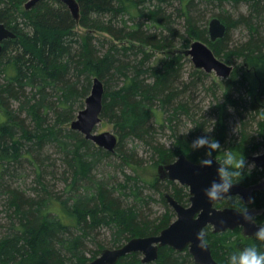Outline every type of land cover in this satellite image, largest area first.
Masks as SVG:
<instances>
[{
  "label": "trees",
  "instance_id": "obj_1",
  "mask_svg": "<svg viewBox=\"0 0 264 264\" xmlns=\"http://www.w3.org/2000/svg\"><path fill=\"white\" fill-rule=\"evenodd\" d=\"M77 1L76 21L59 0H40L29 9L25 0H0V22L15 33L0 51V203L7 218L0 230V264H87L105 248L103 239L114 248L168 226L175 214L163 197L166 191L158 199L165 211L156 216L151 208L156 199L144 193L138 178L97 176L104 163L120 170L132 162L135 148L124 150V139L152 149L158 164L180 153L199 162L206 149L193 150L190 144L202 135L220 142L222 150L213 153L218 160L224 150L248 160L264 142V119L256 122L264 115V0ZM241 3L246 9L234 17L203 6L237 9ZM208 12L226 26L215 41L208 34ZM238 26L247 30V38L228 45L230 31ZM195 39L233 66L230 76L221 78L222 92L207 113L191 94L206 84L207 72L195 68L184 80L181 60L186 55L167 50L177 44L186 49ZM157 52L163 57L154 62ZM237 59L242 62L235 66ZM94 77L104 86L100 117L113 123L119 136L113 151L68 126L83 108ZM159 113L165 114L163 120ZM231 115L239 122L234 134L226 127ZM209 127L213 131L205 133ZM165 128L173 136L169 146L156 138L157 130ZM22 163L35 168L39 186L31 193L10 179ZM263 171L246 166L239 183L254 184ZM57 174L65 183L64 196L52 192L50 179ZM169 184H174L169 193L187 205L185 186L158 176L149 185L158 194ZM254 193L264 209V191ZM240 201L225 198L217 205L238 208ZM256 220L264 224V211ZM204 231L220 264L246 246L264 251L240 227L213 233L207 226ZM158 251L153 261L142 262L139 252H130L115 264H197L187 248L161 246Z\"/></svg>",
  "mask_w": 264,
  "mask_h": 264
},
{
  "label": "water",
  "instance_id": "obj_2",
  "mask_svg": "<svg viewBox=\"0 0 264 264\" xmlns=\"http://www.w3.org/2000/svg\"><path fill=\"white\" fill-rule=\"evenodd\" d=\"M39 0H28L25 8H31ZM66 4L72 17L77 21L80 16V8L77 0H59ZM226 31L225 24L214 16L208 21V33L211 41L223 37ZM15 37V33L0 22V51L2 41ZM184 54L190 56L194 66L198 69L210 72L215 70L218 76L227 78L232 66L220 59L203 40L195 39L190 47L184 50ZM104 86L100 79L94 77L89 94L85 97L84 106L76 117L70 122V127L81 132L86 139L91 140L97 146L108 151H113L117 143V135L110 131L96 133L95 126L100 122L102 99ZM214 161L211 167H201L199 162L190 160L184 153H180L172 162L159 163L157 165V176L161 180L176 181L188 188L189 203L184 205L174 199L169 193H164L163 197L172 207L175 218L154 235L133 236L119 247L103 248L99 255L90 260L87 264H115L117 260L130 252H139L141 261L148 262L158 257L159 247L169 246L174 250L181 251L187 248L193 260L197 264H220L211 253V248L207 243L205 249L197 247L198 241L195 239L197 231L210 225L212 232H221L240 227L245 236H252L258 225L245 222L233 207L218 208L214 204L219 201L210 202L204 196L202 189L208 187L209 183L218 179L216 168L218 165ZM256 166L264 168V144L263 150L257 155L249 156ZM264 189V178L256 184L245 186L235 183L230 189L229 196L238 195L242 203L250 205L253 202L252 191ZM228 198V197H227ZM249 213L253 216L260 214L261 209L251 206ZM222 221V223H221Z\"/></svg>",
  "mask_w": 264,
  "mask_h": 264
},
{
  "label": "rangeland",
  "instance_id": "obj_3",
  "mask_svg": "<svg viewBox=\"0 0 264 264\" xmlns=\"http://www.w3.org/2000/svg\"><path fill=\"white\" fill-rule=\"evenodd\" d=\"M26 1L27 0H25V2ZM203 6H204V8L211 9V11L214 13H217L218 11L223 10V12H228L232 17L237 16V13L239 10L241 12H243L246 9L245 4H243V3L238 4L237 9H236V6H232L230 4H226L221 9L219 7H216L215 5H212V4H210L208 7H206L205 5H203ZM212 17H214V15H211L210 12L206 13L205 18H208L207 19V25H208L209 19H211ZM164 34H166V31L164 32ZM247 36H248L247 30L243 27L238 26V27H236L230 31L228 45H231V46L237 45L240 42L245 41ZM183 49H185V48H181L179 44L167 48V50H169V51H178V52L179 51L181 52ZM162 57H163V54L160 52L153 54L154 62H159L162 59ZM181 61H182V68H183V70H182L183 79L188 80L191 78L190 76L193 75V69H195V67H194L193 62L191 61V58L189 56H184ZM241 62H242L241 59H237V60H235L233 65H235V66L239 65ZM206 74H208V77L205 78L206 84L203 87L197 86L198 88L193 90V92H191V94H193L194 103L195 104L199 103L201 108L203 109V111L207 113V112L211 111V109L215 106L216 96H218L220 94V92H222V87H221V80L222 79L219 76H217L214 71H212L210 73H206ZM211 83L216 84L217 86L215 87V86L211 85ZM164 115H165L164 113H159L158 119L163 120ZM263 119H264V115L256 116V122H257V120L262 121ZM212 120H213V118H212ZM69 125L70 124H68V126ZM238 125H239V122H238L237 118L234 115H231L229 117V119L227 121V125H226V127L230 131V133L234 134L236 129L238 128ZM94 131L96 133L103 132V131H110V132L114 133L115 135H117V137H119L118 134L116 133V130L114 128L113 123H110L104 119L100 120V122L95 126ZM156 138L159 142L164 143L166 146H169L170 143H172V141H173V136L171 134V131L166 129V128L165 129H158L156 132ZM117 140H118V138H117ZM134 148H135L136 154H134L133 159H131L132 162L129 163L128 165L122 164L121 165L122 170L121 169L119 170V168H118V170H116L113 165H106L104 163V165H102L104 167L102 168V166H101L100 172L98 171L99 169L96 170L97 171L96 174H97V176L105 177V178H107L108 174H110L113 178H118L119 180H123V178H125L124 174L131 175L135 178H138V180H139L138 184H142L144 193L150 194L152 199H154V198L156 199L154 201H151L152 202L151 208L155 212L156 216L160 215L161 213H163L165 211V209H164L163 205L158 201V199L161 197V194L164 191H168V192L172 191L174 188V184H169L168 187H166L167 189L162 188L160 193H158V194H157V192L155 193L154 191H151L149 184L151 183V181L153 180L154 177H157V165H158V163H155V161H154L155 160L154 156L151 153L152 149H149L142 142H140L138 140H131V139H124L123 140V149L124 150H129V149H134ZM262 150H263V146L261 145V146H259L257 153H255V154H259L260 152H262ZM113 158H115V156ZM212 158H214V157L212 156ZM246 161H247L246 165H251V168L255 166V164L252 161H250V160L249 161L246 160ZM58 162L59 161H57V164H58ZM60 171H61V169H59V172ZM11 174H12V176L10 179L12 181L13 186H18L19 188L21 187L30 193L33 192L30 189L31 187L39 186L37 183H35L36 172H35V168L32 165H29L27 163H22V165L21 164L17 165L13 169ZM263 175H264V171H263ZM58 176H59V174H57L56 178L50 179V183L53 187L52 192H54L60 196H64L65 193L63 192V190L65 187V183ZM47 177H49V175ZM175 183L180 185L176 181H175ZM180 186H182V185H180ZM186 189L188 190L187 187H186ZM54 208H55V205H54ZM174 218H175V216H174ZM6 222H7L6 213L4 212L3 207L0 203V227H1V225L3 226ZM1 229H3V227H1L0 230ZM106 235H107V233H106ZM103 240L104 241H102V242H104V245H105L104 247L112 248V246H109V244H106V242H108L107 238L103 239Z\"/></svg>",
  "mask_w": 264,
  "mask_h": 264
},
{
  "label": "clouds",
  "instance_id": "obj_4",
  "mask_svg": "<svg viewBox=\"0 0 264 264\" xmlns=\"http://www.w3.org/2000/svg\"><path fill=\"white\" fill-rule=\"evenodd\" d=\"M212 131L213 127H209L205 133H211ZM190 148L193 150L205 148V158L199 161V165L201 167H211L214 161L212 159L213 153L221 151L223 147L211 135H202L192 140ZM215 162L218 165L216 168L218 179L212 180L208 187L202 189L204 196L210 202L230 197V189L242 179L246 166L249 170L251 168V165H246L245 157L242 154L237 155L227 150H224L222 158ZM240 203L241 206L235 211L245 222L256 224V218L249 213L247 205L241 201ZM252 236L256 241L260 242V245H264V224H259ZM195 239L198 241L197 247L202 250L207 247L206 233L204 231H197ZM227 264H264V251H261L259 246L243 247L227 257Z\"/></svg>",
  "mask_w": 264,
  "mask_h": 264
},
{
  "label": "bare ground",
  "instance_id": "obj_5",
  "mask_svg": "<svg viewBox=\"0 0 264 264\" xmlns=\"http://www.w3.org/2000/svg\"><path fill=\"white\" fill-rule=\"evenodd\" d=\"M27 1H28V0H27ZM27 1H26V2H27ZM39 1H40V0H39ZM39 1H38V2H39ZM26 2H25V3H26ZM36 3H37V2H36ZM62 3H63V2H62ZM65 5H66V4H65ZM24 6H25V4H24ZM219 19H220V18H219ZM220 20H221V19H220ZM221 21H222V20H221ZM3 24H4V23H3ZM8 29H9V28H8ZM208 34H209V33H208ZM13 38H14V37H13ZM3 41H4V40H3ZM3 41H2V45H3ZM192 42H193V41H192ZM192 42H191V43H192ZM205 43H206V42H205ZM206 44H207V43H206ZM207 45H208V44H207ZM189 47H190V46H189ZM189 47H188V48H189ZM186 49H187V48H186ZM186 49H184V50H186ZM184 50H182L183 53H184ZM186 56H188V55H186ZM189 57H190V56H189ZM191 61H192V60H191ZM227 64H228V63H227ZM193 65H194V64H193ZM229 65H230V64H229ZM231 66H232V65H231ZM194 67H195V66H194ZM195 68H196V67H195ZM232 69H233V66H232ZM204 71H205V70H204ZM212 71L215 72V70H212ZM212 71H210V72H212ZM205 72H207V71H205ZM210 72H207V73H210ZM231 72H232V71H231ZM215 74H216V72H215ZM230 74H231V73H230ZM216 75H217V74H216ZM217 76H218V75H217ZM229 76H230V75H229ZM229 76H228V77H229ZM219 77L222 78V79H226V78H223V77H221V76H219ZM228 77H227V78H228ZM80 133H81V132H80ZM117 141H118V140H117ZM263 144H264V143H263ZM262 146H263V145H262ZM254 155H257V154H254ZM250 156H253V155H250ZM248 160H250L249 157H248ZM250 161H252V160H250ZM252 162L254 163V161H252ZM254 164H255V163H254ZM255 166H256V164H255ZM256 167H258V166H256ZM258 168H261V167H258ZM262 179H263V178H262ZM262 179H261V180H262ZM261 180H259V181L256 182V183H259ZM256 183H254V184H256ZM243 185H244V184H243ZM250 185H253V184H250ZM250 185H245V186H250ZM261 190H263V189H259V190H254V191H252V197H253V193H254L255 191H261ZM164 193H169V192L166 191V192H164ZM164 193H163V194H164ZM169 194H170V193H169ZM170 195H171V194H170ZM171 196H172V195H171ZM172 197H173V196H172ZM173 198H174V197H173ZM164 199H165V198H164ZM174 199H175V198H174ZM176 200H177V199H176ZM222 200H223V199H222ZM222 200H221V201H222ZM177 201H178V200H177ZM221 201L216 202L214 205H215L216 207H218V208H222V207L217 206V203H220ZM166 202H167V201H166ZM178 202H179V201H178ZM223 207H230V206H223ZM254 207H256V206H254ZM233 208H236V207H233ZM256 208H257V207H256ZM236 209H237V208H236ZM248 209H249V207H248ZM257 209H261V210H262V212H261L260 214H262L263 211H264L263 208H257ZM260 214H257V215H260ZM257 215H256V216H257ZM256 216H255V218H256ZM256 224L259 225V223H257V221H256ZM207 226H209V227L211 228V231H212V227H211L210 225H207ZM207 226H206V227H207ZM206 227H205V228H206ZM205 228H204V229H205ZM235 228H237V227H235ZM235 228H234V229H235ZM204 229H203V231H204ZM228 230H229V229H228ZM231 230H233V229H231ZM204 232H205V231H204ZM221 232H222V231H221ZM205 233H206V232H205ZM213 233H216V232H213ZM241 233H242V232H241ZM242 235H243V234H242ZM243 236H245V235H243ZM246 237H252V236H246ZM131 238H132V237H131ZM128 240H129V239H128ZM128 240H127V241H128ZM120 246H121V245H120ZM118 247H119V246H118ZM105 248H108V247H105ZM211 253H212V251H211ZM212 255H213V254H212ZM213 257H214V256H213ZM152 261H153V260H152ZM216 261H217V260H216ZM217 262H218V261H217Z\"/></svg>",
  "mask_w": 264,
  "mask_h": 264
},
{
  "label": "flooded vegetation",
  "instance_id": "obj_6",
  "mask_svg": "<svg viewBox=\"0 0 264 264\" xmlns=\"http://www.w3.org/2000/svg\"><path fill=\"white\" fill-rule=\"evenodd\" d=\"M264 169V168H263ZM263 178H264V175L262 176ZM263 191H264V189H263ZM255 194L256 193H254L253 194V202H252V204H250V205H247V208L249 207H251V206H256L257 208H259L258 206H257V204H256V202H255ZM232 197H236V198H238L239 200H241V198H240V196H238V195H235V196H231V197H228V198H232ZM224 200V199H223ZM222 202V201H221ZM218 204V203H217ZM244 204V203H243ZM246 205V204H245ZM218 206V205H217ZM219 207H223V206H219ZM261 215V214H260ZM256 219H258V215L256 216ZM257 221V220H256ZM258 223V222H257ZM241 229V228H240ZM141 255V254H140Z\"/></svg>",
  "mask_w": 264,
  "mask_h": 264
}]
</instances>
